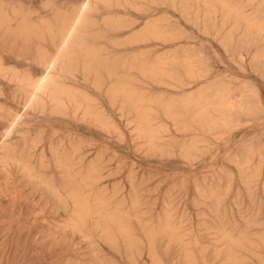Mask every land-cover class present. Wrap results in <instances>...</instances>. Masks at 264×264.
<instances>
[{
    "label": "rangeland",
    "instance_id": "374dc122",
    "mask_svg": "<svg viewBox=\"0 0 264 264\" xmlns=\"http://www.w3.org/2000/svg\"><path fill=\"white\" fill-rule=\"evenodd\" d=\"M0 264H264V0H0Z\"/></svg>",
    "mask_w": 264,
    "mask_h": 264
},
{
    "label": "bare ground",
    "instance_id": "6f19581e",
    "mask_svg": "<svg viewBox=\"0 0 264 264\" xmlns=\"http://www.w3.org/2000/svg\"><path fill=\"white\" fill-rule=\"evenodd\" d=\"M223 1V0H222ZM112 2V1H111ZM197 4V3H196ZM230 6V5H229ZM71 22V21H70ZM83 24H84V19H83V17H82V15H79L75 20H73L72 21V23L69 25V26H67V27H65V28H63V34H62V39H61V41H60V46H59V49H58V56H63V55H67V52H68V49H69V47L71 46V44H72V42H73V40L75 39V37L76 36H78L79 35V32L81 31V28L83 27ZM54 27V26H53ZM56 54V55H57ZM85 58H87V59H89V63L88 62H86V63H88V65H90V63L92 64V58H93V55H92V53H90V52H85ZM52 58H53V56H52ZM51 58V59H52ZM54 59V58H53ZM54 60H56V59H54ZM54 60H50L51 61V63L50 64H53V61ZM57 61V60H56ZM55 62V61H54ZM49 63V62H48ZM108 74H113L112 72H111V70H109L108 71ZM49 82H50V79L45 83V84H40L38 81L34 84V85H32V90H31V92L32 91H34V89H39L40 90V92L41 93H44V91H45V89H46V87H47V85L49 84ZM57 84V83H56ZM61 85V84H60ZM59 86V85H58ZM58 86H57V88H58ZM61 86H63V85H61ZM62 88V87H61ZM119 90H121V91H123V89H119ZM65 91H66V89H65ZM54 92V91H53ZM60 93V92H59ZM45 94V93H44ZM52 94V93H51ZM68 97V96H67ZM41 100V99H40ZM61 100V99H60ZM59 102V101H58ZM148 108V107H147ZM4 137V136H3ZM5 150V156H6V162H12V163H17V164H20V165H22V167H26V160L24 159V157L22 156V154L20 153V154H18V155H16V152H14V151H10V150H8L7 149V147L6 148H4ZM28 172H29V170H28ZM65 185V182L63 183V185L62 186H64ZM47 188V190L52 194V193H54V191H53V189H52V186L51 185H47L46 186ZM63 199H65V198H63ZM72 199V198H71ZM75 226V225H74ZM162 233V232H161Z\"/></svg>",
    "mask_w": 264,
    "mask_h": 264
}]
</instances>
